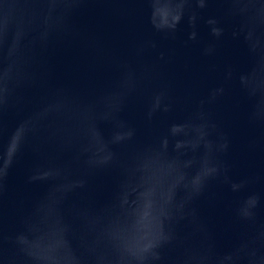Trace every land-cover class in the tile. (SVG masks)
Wrapping results in <instances>:
<instances>
[{"label": "water", "instance_id": "obj_1", "mask_svg": "<svg viewBox=\"0 0 264 264\" xmlns=\"http://www.w3.org/2000/svg\"><path fill=\"white\" fill-rule=\"evenodd\" d=\"M0 264H264V0H0Z\"/></svg>", "mask_w": 264, "mask_h": 264}]
</instances>
